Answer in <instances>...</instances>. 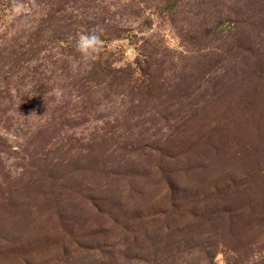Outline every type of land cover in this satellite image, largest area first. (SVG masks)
<instances>
[{
    "label": "rangeland",
    "instance_id": "1",
    "mask_svg": "<svg viewBox=\"0 0 264 264\" xmlns=\"http://www.w3.org/2000/svg\"><path fill=\"white\" fill-rule=\"evenodd\" d=\"M0 264H264V0H0Z\"/></svg>",
    "mask_w": 264,
    "mask_h": 264
},
{
    "label": "clouds",
    "instance_id": "2",
    "mask_svg": "<svg viewBox=\"0 0 264 264\" xmlns=\"http://www.w3.org/2000/svg\"><path fill=\"white\" fill-rule=\"evenodd\" d=\"M100 36L97 33L81 34L77 41V50L88 55L90 52L99 50Z\"/></svg>",
    "mask_w": 264,
    "mask_h": 264
}]
</instances>
